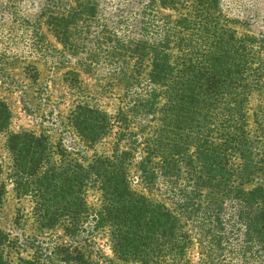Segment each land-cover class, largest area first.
I'll return each instance as SVG.
<instances>
[{
    "label": "trees",
    "instance_id": "obj_1",
    "mask_svg": "<svg viewBox=\"0 0 264 264\" xmlns=\"http://www.w3.org/2000/svg\"><path fill=\"white\" fill-rule=\"evenodd\" d=\"M124 2L128 14L116 20L101 0L39 7L36 34L44 25L81 71L101 55L117 61L108 73L122 97L113 113L82 102L79 72L68 71L74 152L32 132L7 135L13 193L32 202L39 229L60 226L69 240L35 236L31 256L14 262L0 231V264H93L80 240L105 230L114 260L103 264H188L194 241L206 264H222L227 248L264 264V40L238 36L221 0ZM10 121L0 100V134ZM109 139L108 154L77 158ZM133 162L139 186L160 201L131 187ZM92 190L97 207L87 203ZM5 193L0 182V206Z\"/></svg>",
    "mask_w": 264,
    "mask_h": 264
},
{
    "label": "rangeland",
    "instance_id": "obj_2",
    "mask_svg": "<svg viewBox=\"0 0 264 264\" xmlns=\"http://www.w3.org/2000/svg\"><path fill=\"white\" fill-rule=\"evenodd\" d=\"M101 3L108 5L103 9L111 19L116 20L120 14H128L124 0H101ZM41 4L43 0L0 1V100L11 112L10 125L6 132L0 134V182L6 185L0 206V231L9 236L6 253L14 262L19 256H31L26 245L35 236L60 237L66 242L69 238L64 236L60 226L53 230L39 229L34 221L32 202L27 198H17L13 193L7 180L11 168V159L6 149L7 135L32 132L47 137L53 145L61 143L73 151L76 138L68 126V116L77 99L65 81V73L68 71L79 72L83 88V96L79 100L82 102L113 113L122 97V91L114 85L108 73L118 66L117 61L101 55L92 67L94 71L87 74L71 58L62 54L60 45L44 25L36 34L33 26ZM221 6L224 14L233 22L231 26L238 36L250 34L264 40V0H221ZM117 36L126 39L136 34ZM33 68L36 72L35 80L29 77L33 74ZM254 107L255 103L251 102L250 108ZM111 140L98 145L94 150L82 151L77 158L89 160L94 154H108ZM128 175L134 190L160 201L157 189L148 193L139 186L134 162L128 168ZM87 203L99 206V193L90 191ZM90 237L82 238L79 247L93 264H103L104 258L114 260L106 230L93 233V237ZM218 255L217 263L243 264V259L230 248L219 251ZM184 261L188 264H206L208 259L204 250L194 241L185 252Z\"/></svg>",
    "mask_w": 264,
    "mask_h": 264
}]
</instances>
